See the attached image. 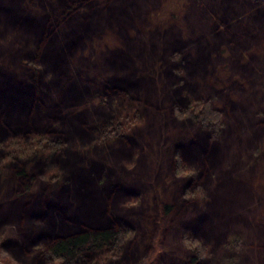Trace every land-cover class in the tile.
Listing matches in <instances>:
<instances>
[{
    "label": "rangeland",
    "instance_id": "rangeland-1",
    "mask_svg": "<svg viewBox=\"0 0 264 264\" xmlns=\"http://www.w3.org/2000/svg\"><path fill=\"white\" fill-rule=\"evenodd\" d=\"M23 1V6L34 13L33 15H40L46 21L48 20V31L54 35L55 42L53 45L47 44L45 42L46 36L39 39V43L38 40L35 41L34 39L25 42L24 39L16 36L18 30L15 29L10 34L5 33V35L0 36V45L4 47V51L6 50L4 54L10 55L18 50L23 51L21 60L26 66L32 67L37 66L34 63L35 57L37 58L45 52L44 50L58 49L63 51L65 61L69 66L66 69L67 80H65L64 85L70 84L77 95H83L89 89V92L84 96L85 98L76 101L75 115L87 112L97 116L95 108H101V106L108 110L97 124L95 123L90 127L94 129L91 131L89 142L84 144L79 138H71L66 142L64 141V148L53 150L49 158L45 157V160H42L48 165L50 162L52 163L48 166V170L52 165L54 168H58L57 163H53L56 161L53 159V155L59 154V152L63 153L66 150L75 152L81 157L90 154V158L82 157L85 160L77 161L80 163L78 166L82 169L91 168V161L94 159L99 158L101 160L97 159L102 168L100 174L96 173L99 177L104 173L106 175L103 177L104 180H96L93 185H96L100 191L101 204L103 203L104 208L109 209L110 214H113V217H109L107 214L108 219L107 217L101 218L105 225L114 224L119 227L122 231L120 232L121 235H124V239H126L119 255L113 256L107 264L116 262L121 258L130 264L133 261V264H174V262L171 263L172 260L188 263V260L182 255L186 254L187 250L192 251L197 245L200 246V256L209 257L214 245L204 241L198 233L180 221L185 218H194V216L190 217L194 211H192L193 207L189 205V200L196 199L197 196L201 197L202 195L205 200L199 198L201 200L198 199L197 203L195 202L196 211L206 210L205 201L208 203L212 201L211 198L215 195V191L222 181V178L218 182L215 179L220 178L221 175L216 174L212 168L206 166V173L202 172L200 175L203 168L198 163L201 161L200 158L194 162L186 161L179 153L178 141H173V137L166 141L165 137L170 135L169 132H176L174 127H178L177 124L174 126L171 123L185 120L187 115L185 117L175 115L171 107L169 108V102L166 99L164 104L167 112L166 117L156 116L155 118L154 113L152 114L148 109L146 96L139 101V98L133 95L132 85L130 83V87L124 85L127 84L124 82L126 78L112 72L111 69L105 68L103 64L111 60H113L111 62L119 61L117 60L119 59L118 55L122 54L130 53L132 58L130 52L132 43L147 48L153 46L157 40L164 38V44L167 46L163 45L159 48L165 47L167 50L177 36L190 42L196 34L199 38H204L205 41L209 42L210 62L206 65L207 73L202 77V84L198 86L197 92L194 94L189 93V91L183 92L180 97L184 96L187 99L186 103L178 105L180 107L189 105L192 108L196 103L201 102V105L217 113L219 120L222 119L223 123L220 129L217 128V132L216 129H213L216 133L211 128L207 129L195 121L192 122L203 127L206 133L211 134V139L214 137L220 139L222 131L227 128V124L231 121L227 115L244 101L248 106L255 109L256 118L254 128H250L251 135L254 131L264 127V20H261L264 14V0H259L261 3L252 0H239L241 9L237 15L238 20L231 19L225 23H222L224 20H222L220 10L207 5L208 0H72L75 4V7L71 5L73 10L69 7L64 8L62 6L63 0ZM59 5H61L60 8H58ZM202 21L208 24L205 29H200L196 25V22ZM216 26L223 36L219 42L214 37L216 34L214 31L217 30ZM0 30H3L2 25ZM76 30H79L78 35ZM71 35L78 37L71 42ZM254 35L255 37L251 38ZM196 37L192 40L194 41ZM247 38L249 44L242 43V40ZM69 49L72 53L69 52ZM183 49L186 48L178 49L174 55L175 59L180 57L182 63L184 60ZM35 50H38V53L34 56ZM193 50L196 52V49ZM29 54L32 55L30 58L28 57ZM0 58H2L1 55ZM132 60L136 62V59ZM164 63L167 61L164 60ZM6 64H8L6 59L0 60L2 69H5ZM143 66L141 64L137 67L143 68ZM44 67L38 66L42 71ZM244 68L247 71H244ZM172 70L181 76L188 75L184 67H176ZM156 71L157 75H153L155 78L153 87L156 95L161 96L164 87L169 88L170 85L167 83L162 65ZM20 72L21 74L16 73L17 77L22 81H29L27 75L31 74V71ZM166 73L169 74V72ZM106 75L113 79L114 84L111 83L112 80L107 81ZM46 77L56 79L57 74L50 73ZM118 79L122 82H118ZM25 83L23 84L25 85ZM0 86L2 85L0 84ZM122 95L123 97L119 98ZM170 95L172 96L171 92ZM24 97H17V103H20L21 98ZM117 100H122L123 104L126 105L134 104L135 108L137 106L142 107L144 116L137 118L134 128L129 133L121 132L119 135L110 137L109 140L101 139L103 136L101 137L102 131L100 133V129H104L106 125L116 121ZM256 100H260L263 106L257 108L260 104ZM29 101L26 102L29 104ZM121 104L122 102L119 105L121 106ZM36 109L37 107L35 110L30 109V111L35 115ZM59 109L61 115L66 118L68 112L61 107ZM144 109L146 112L143 111ZM157 120L163 126L170 125L156 128L160 127L156 123ZM187 121L190 122L189 119ZM155 123L156 127H154ZM86 127L89 128V126ZM31 130L34 131L32 133H36L42 129L33 128ZM153 130L160 133L158 137L152 135ZM29 134L10 131L5 136L1 135L0 141L4 139L2 142L6 144L9 141L10 145L12 142L14 144L16 142L27 144L28 138L31 137L28 136ZM45 135L38 134L37 138L34 139L46 141L43 136L47 138L49 135L47 133ZM188 137L195 138L193 140L196 141L195 134L190 132ZM102 140H106L107 143L104 144ZM100 142L102 145H98ZM41 143L44 144V142ZM176 148L177 150H175ZM81 149L85 151L83 152ZM121 149H126L127 153L120 158L110 157V152ZM101 152L105 154H100ZM244 152L243 155L248 152L255 155L264 153V136L254 140L252 147L247 153ZM154 155H158L155 159H159V164H157L158 160H153ZM6 157L5 147L0 145V207L2 205L15 209V215L19 217V220L16 219L17 222H9L6 225L0 223V264H34V256L41 245L40 240L44 236L34 237L35 225H32L33 228L31 227L32 230H30V226L26 223L28 221L27 214L31 211L27 207L37 198H41L38 207L45 206L47 203L43 199L48 195L53 196L51 189L53 186H57L55 185L56 180L47 175L46 171L48 170L43 165H39L38 169L34 168L37 173L36 182L28 191L25 188L27 179L22 177L16 179V175L12 171L13 165L22 159L15 158L7 161ZM105 161L110 165L106 171L103 169ZM243 161L242 167L238 169L239 173L237 170L231 171V173L229 169L231 164H227L225 161L224 170L229 171L231 177L235 179L236 175L242 174L239 175V179L245 183L246 189L249 193L254 191V201L257 202L254 206H262L264 204L260 203V200L264 198V160L259 159V165L255 169H253L251 164L253 162H250L248 155H245ZM145 165L150 167L147 172L142 170ZM113 168H116L117 172ZM30 170L33 172L32 168ZM110 170L114 173L113 175H110ZM62 172L65 177L68 173V167L65 171L62 169ZM211 173L212 175H208ZM90 174L94 176L93 173ZM60 179L63 181L62 175ZM111 181H119L128 190V192L125 190V195L117 201V206L120 209L118 214L114 213L113 206L107 198L108 191H103L104 186H112ZM134 182L140 184V188L130 190L129 188ZM24 188L25 193H23ZM94 191L96 190L93 189ZM166 204L172 205V211L175 208V212H166ZM179 208L182 209L180 214L177 213ZM262 210L264 211V206L259 209L260 212L257 217L259 223H264ZM116 216L117 218H115ZM254 232L249 230V234H251L249 240L245 239V236H238L240 237L238 239L228 233L226 241L236 244L237 248L248 256L247 264H264V236H257ZM109 253V251H99L94 256L93 254L87 255L85 260L96 259L102 254L106 256ZM48 261L47 258H43L41 264H49ZM234 263L246 264L244 257H241L238 262L235 260Z\"/></svg>",
    "mask_w": 264,
    "mask_h": 264
},
{
    "label": "trees",
    "instance_id": "trees-1",
    "mask_svg": "<svg viewBox=\"0 0 264 264\" xmlns=\"http://www.w3.org/2000/svg\"><path fill=\"white\" fill-rule=\"evenodd\" d=\"M63 1L64 4L62 6L64 8L69 7L73 10L71 5L75 7V4L72 0ZM252 1L261 3L259 0ZM207 2L209 7L213 6L220 10L222 20H224L222 23L231 19H235L234 21L238 20L237 15L241 9L239 0H208ZM23 3V0L21 2L20 0H0V26H3V30H0V36L5 35V33L10 34L16 29V31L18 30L16 36L24 39L25 42L34 39L35 41L38 40L39 43V39L46 36L45 42L53 45L55 37L52 32L48 31V20L46 21L40 15H33L34 13L24 7ZM60 7L61 5L58 8ZM261 20H264V14ZM196 25L200 29H205L208 24L202 21L196 22ZM76 32L78 35L79 30H76ZM214 33H216L214 37L217 42L223 39L218 28ZM196 36L195 34L190 42L177 36L167 50L165 47L163 49L159 48V46H167V44H164V38L157 40L153 46L151 45L147 48L132 43L130 47L132 58L130 53L118 55L119 59L117 60L119 61L111 62L113 61L111 60L110 62L104 63L103 66L111 69L112 72L118 73L120 76H124L123 78H126L124 82H127L124 85L126 87L132 85V89L134 90L133 95L138 97L139 101L146 96L148 109L152 114L154 113L155 118L156 116L166 117L167 112L164 107L166 99L169 102V108L171 107L175 115L178 117H185L187 115L188 117L185 120L173 121L171 123L174 126L177 124L178 127H174L176 132H169L170 135L168 134L165 137L166 141L172 137L173 141H178L177 145L180 147L179 153L182 154L184 160L194 162L200 158L201 161L198 163L203 167L200 175L202 172L206 173L205 166L210 167V169L212 168L216 174L221 175L220 178L215 179L218 182L222 178V181L215 191V195L212 196L214 198H211L212 201L210 203L205 201L206 210L200 209L196 211L198 199H204L202 195L201 197L197 196L196 199L189 200V205L193 207L192 211H194V215L191 214L190 217L194 216V218H185L180 221L182 224L189 226V229L198 233L204 241L214 245L209 253V257H201L199 251L200 246L197 245L192 251L187 250L186 254L182 255L188 260V263H181L178 260L174 261L172 258V261L170 260L171 263L235 264V260L238 262L241 257H244V261L247 264L248 256L239 250L236 244L228 243L226 241V235L229 233L238 239L245 236V239L249 240V236L251 235L249 234V230H253L257 236H264V223L257 222V217L260 212L259 209L264 205L255 207L254 205L257 202L254 201V191L249 193L248 189H246L245 183L239 179V175L242 174L236 175L237 177L235 179L231 177L230 172L237 170V173H239L238 169L242 167L245 155H248L250 162H253L251 163L253 169L259 165V159L264 160V153L257 155L251 152L247 153L252 147L254 140H258L264 136V127H261L258 131L256 130V132L253 130L254 132L250 135V128H254L256 118L254 115L255 109L243 101L239 106H236L234 111L227 115V118L231 121L227 124V128L222 131L221 138L217 139L214 137L211 139V134L206 133L203 127L207 129L211 128V130L216 129L215 131L217 132V128L220 129L223 123L222 119L219 120L218 114L201 105V102L196 103L192 108L189 105L185 107L178 105H184L186 103L187 99L184 96L180 97L183 92L186 93L189 91L191 94L197 92L198 86L202 84V77L207 73L206 65L210 62L208 54L209 42L207 40L205 41L204 38L201 39ZM77 37L71 35V42L77 39ZM195 37L196 39L193 41L192 39ZM254 37L255 35L251 36V38ZM149 43L151 44V41ZM242 43L249 44L248 38L242 40ZM182 48H186L183 49V63L180 57L179 59L174 58L175 52ZM193 49H196V52ZM49 50H44L45 52L37 58L35 57L34 63L37 66L28 67L21 60V53L23 51L18 50L10 55H5L6 50L4 51V47L0 45V55L2 56L0 60L6 59L8 62L5 65V69L0 67V84L2 85L0 86V136H5L10 131L31 133L28 135L31 137L28 138L27 144L20 142L14 144L12 142V145H10L9 141L5 144L2 142L3 139L0 141V145L5 147L7 161L15 158L22 159L19 163L13 165L12 171L16 175V179L20 177L27 179L25 181V188L28 191H30L37 179V173L34 171V168L38 169L39 165H43L48 170V166L52 164L51 162L49 165L48 163L45 164L42 161L45 157L49 158L53 150L64 148L66 140L68 141L71 138H79L84 144L89 142L91 140L89 139L91 137V131L94 129L90 127L95 123L97 124L99 119L108 112L106 107L101 106V108H95L97 116H93L87 112L75 115L74 108L76 101L85 98L84 96L89 92V89H87L85 94L77 95L70 84L64 85L65 80H67L65 74L66 69L69 66L65 61L63 51L58 49H53V51ZM69 52L72 53L71 50ZM37 53L38 50H35L33 53L34 56ZM30 56L32 55L29 54L28 57L30 58ZM132 59H136V62ZM164 60L167 63H164ZM141 64L144 65L143 68H138L137 66H141ZM40 65L45 66L43 71L38 68ZM161 65L170 87H164L163 83V96H157L155 88L153 87V83L155 82L153 75H157L156 70L157 68L160 69ZM176 67H184L188 75H178L172 70ZM243 70L247 71L246 68ZM20 71H31V74L27 75L29 81H22L17 77L16 73L21 74ZM166 72H169V74ZM50 73L57 74V78L48 79L46 76ZM105 77L107 81L110 82L112 80L111 83L114 84L111 77L107 75ZM24 82H26L25 85L23 84ZM118 82L122 81L118 79ZM89 84L91 85V83ZM20 96L25 97L21 98L20 103H17L16 99L17 97L20 98ZM121 97L123 95L119 98ZM28 100H30L29 104L27 103ZM120 102H122L121 106L119 105ZM258 103L260 106L257 108L263 106L260 100ZM57 106L68 112L66 118L61 115V111ZM36 107L37 109L34 115L30 109L35 110ZM116 107H118L116 121L109 123L104 129H100V133L102 131L101 137L103 136L101 139L109 140L110 137L119 135L121 132H126L125 134L129 133L134 128L137 118L144 116L142 114V107L137 106L135 108L134 104H123L122 100H117ZM145 109L148 111L147 108ZM145 109L143 110L144 112H146ZM188 119L190 122L187 121ZM192 121L199 123L203 127L198 126ZM156 123L160 127H156ZM156 123L154 126L156 128L170 125L166 124L163 126L158 120ZM58 124L60 125L58 126ZM86 126H89V128ZM33 128L42 130L32 133L34 132L31 130ZM215 131L214 133H216ZM190 132L196 135V141L193 140L195 138L188 137ZM46 133L49 135L47 138L44 137ZM38 134L44 135L43 138L46 141L44 139L42 141L34 139L37 138ZM159 134L158 131L156 133V130L152 131V135L155 137H158ZM106 140H102V142L105 144L107 143ZM41 142H44V144ZM9 145L11 146L10 148ZM98 145H102V143L100 142ZM84 149L81 150L84 152ZM69 151L66 150L63 153L59 152V154L53 155V159L56 160L53 163H57L56 166L58 168L56 169L52 165L50 170L46 171L50 178L56 180L55 185H57L51 189L53 196L48 195L44 199L42 198L47 204L43 207H38V204L40 206L41 198H37L27 207L31 211L27 214L28 221L26 223L30 226V230L35 225L34 237L40 238L44 236L40 240V249L38 247L33 263L41 264L43 258H47L49 264H107L113 256L119 255V251L122 250L126 242L124 235L120 233L122 231L119 227L114 224L110 226L104 224V220L101 217H107L108 219L107 214L109 217H113V214H110L109 209L104 208L103 203L101 204L100 191H98L96 185H93L96 180H104L103 177L106 175L104 171L110 168V165L105 161V165L103 166L104 174L99 177L97 173L100 174L102 168L100 162L97 161L99 158L91 161V168L82 169L78 166L80 163L77 161L84 159L82 157H86V159L90 158V154H85L81 157V155ZM244 151L247 154L243 155L245 153ZM126 153V149L113 150L110 152V157L120 158ZM100 154L105 153L101 152ZM158 155L153 156V160H158L157 164H159V159L155 158ZM224 161L227 164H231L229 168L230 172L224 170ZM178 162L181 163L180 161ZM67 167L68 173L64 177L62 169L65 171ZM30 168L33 169V172ZM113 169L117 172L116 168ZM149 169L150 167L146 165L142 167V170L145 172ZM90 173H93L94 176ZM109 173L110 175L114 174L111 170ZM61 175L63 181H60ZM208 175H212V173ZM208 182L211 181L208 180ZM111 185L113 187L104 186L103 191H108L107 198L113 206L114 213L118 214L120 209L117 206V201L125 195V190L127 192L128 190L119 181H111ZM4 186L3 188H5ZM25 188L23 189V193H25ZM92 188L96 191L93 192ZM132 188H140V184L134 182L129 189L134 190ZM260 203L264 204V198L260 200ZM12 209L11 207L1 205L0 223L2 225H6L9 222L15 223L17 222L16 219L19 220V217L15 215L16 210ZM172 209V205H165L166 212L174 213L175 208L174 211ZM177 213H182V209L179 208ZM261 213H264V211L262 210ZM17 236L19 237V235ZM99 251H109L110 253L106 254V256L102 254L96 259L85 260L87 255L90 256L93 254L94 256ZM123 261L124 258H121L116 262H111V264H121ZM123 264L130 263L125 260Z\"/></svg>",
    "mask_w": 264,
    "mask_h": 264
}]
</instances>
